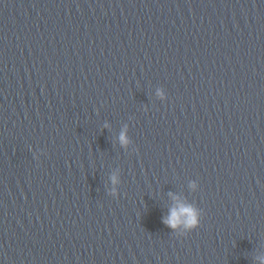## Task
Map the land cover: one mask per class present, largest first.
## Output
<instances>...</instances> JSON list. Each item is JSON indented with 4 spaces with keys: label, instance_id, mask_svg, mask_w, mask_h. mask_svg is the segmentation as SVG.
<instances>
[{
    "label": "water",
    "instance_id": "95a60500",
    "mask_svg": "<svg viewBox=\"0 0 264 264\" xmlns=\"http://www.w3.org/2000/svg\"><path fill=\"white\" fill-rule=\"evenodd\" d=\"M0 264H264V0H0Z\"/></svg>",
    "mask_w": 264,
    "mask_h": 264
},
{
    "label": "clouds",
    "instance_id": "9594fccd",
    "mask_svg": "<svg viewBox=\"0 0 264 264\" xmlns=\"http://www.w3.org/2000/svg\"><path fill=\"white\" fill-rule=\"evenodd\" d=\"M120 140L122 143H127V139L124 133H121ZM181 217L186 218V226H193L197 223L196 214L194 209L190 206L180 205L178 208L171 210L170 217L165 221L167 225L175 228Z\"/></svg>",
    "mask_w": 264,
    "mask_h": 264
}]
</instances>
